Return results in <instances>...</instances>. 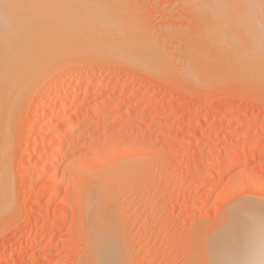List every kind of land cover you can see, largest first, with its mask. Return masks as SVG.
<instances>
[{"label": "rangeland", "instance_id": "1", "mask_svg": "<svg viewBox=\"0 0 264 264\" xmlns=\"http://www.w3.org/2000/svg\"><path fill=\"white\" fill-rule=\"evenodd\" d=\"M20 1L18 2L22 3V0ZM38 1L40 3L42 0ZM198 1L200 0H102V3H105L104 9L111 8L114 13L123 8L122 13L118 10V14H115L118 18H115H121L122 21L125 20V24L128 23H123L124 27L126 26L124 28L121 21L116 20L121 23L118 24L121 26H118V31L113 18L115 15L111 16L112 11H109L108 15V11L105 12V17L104 13H100L103 23L98 26L103 24L107 32L111 25L114 31L112 29L109 35L115 32V36L110 35L113 41H110V37L108 41L109 45L115 46L109 47L104 41H107L109 35L106 34V38L104 34L103 41L96 35V38H93L98 39L100 42L96 41L97 45L103 44L102 47L96 46L92 38L95 44L93 48L96 46L95 51L90 47L93 43L87 45L92 49L89 53L88 50L85 51L86 47L83 50L81 45L86 42H75L77 48L82 47L76 53L78 49H75V43V48L71 49L73 45L69 47L68 42L62 40L63 45L66 44L63 48H67L62 49V45L58 47L56 44L62 37L59 39L61 35L56 37L55 34L57 39L52 40L57 41L55 46L56 51L61 53L59 58V53L56 54L53 49L55 47L52 46L54 42H51L50 38L51 43L48 44L49 36L43 34L47 24H50V31L54 27L56 31L59 30L60 25V33L69 32L71 28L76 29L79 25L76 30L80 29L81 32H78L85 34L86 31L82 29H89L92 25L94 28L97 23L92 24L94 21L91 20V26L89 23L83 25L82 18L81 22L75 19L78 11H81L77 8L75 13L68 7L72 13L64 10L67 13L65 15L62 12L63 7L60 10L56 6L53 7L56 13H53L54 9L50 8L52 6L49 2L46 6L45 2H41L43 7L33 1L29 5L27 1L23 2L20 6L17 2H9L5 6L9 9L7 17L11 15L10 17L16 20L18 14L20 17L22 15V20L16 21L19 24L21 22V25L25 23V28L20 26L19 32L22 29V32H25L27 25L33 28L32 30L38 29L43 23L44 29L39 28L37 32L31 33L29 39L27 38L28 43L21 39L20 44L23 41L27 44L32 41L37 43H33L35 48L38 43L43 42L32 36L37 35L42 40L45 38L46 42L43 41L47 49L43 46L38 50L42 44L36 50L38 52L42 49H52V53H34L35 56L45 55L47 58V54L55 53L56 59L51 54V57L48 56L46 60H50L46 62L51 65V73L49 72V75L46 71L49 76L45 75L44 79V74L40 73L43 77L39 76L35 81L38 86H32L33 80L27 81L28 84H24L25 89L22 87L20 91H15L16 93L10 92L11 98L10 94L7 95L8 99H2L0 96V129L5 123V126L9 127L4 137L8 142V148L5 149L8 150L7 154L3 150L0 152L3 153V158L8 155L7 160L2 159L0 155V185L5 184L7 187V195L0 200V264H83L85 260L90 259L88 249H91L94 231L86 218L83 196L84 190L92 186L98 188L100 185L97 191L105 194L103 208L108 210L102 208V216L111 228L108 240L116 243L118 249H123V252L117 255L122 261L121 264H201L199 252L203 229L227 223L235 207L242 208L244 204L246 206L252 202H256L257 207H264V129L260 127L264 122V84L261 81H258V84L253 78L254 82H250L252 80L249 77L244 79L233 75L231 78L228 68L216 64L217 60L227 56V51L216 54L214 42L210 45L209 41L212 42L214 38L210 37V33L214 35L216 28L210 29L211 31L208 29L210 33L202 29L217 24L218 19H207L210 25L204 20L209 13V6H212L210 11L216 7L212 1L215 4L218 2L210 0L211 5L207 4L208 10L206 8L202 11L200 2L204 3L205 0ZM90 3L94 4V0L87 4L91 5ZM202 4L203 8L206 7V4ZM12 5L20 9L19 11L22 7L24 9L20 13ZM88 5H85L86 8ZM107 5H113L115 9L111 6L106 8ZM229 6L233 8L232 5ZM231 8L229 9L234 12ZM13 11L14 14L18 12L17 17H13ZM231 11H228L227 15ZM194 13H198L199 18H196ZM80 17L82 16H78ZM11 20L8 25H14L16 22ZM105 20L110 22L106 24L108 27ZM113 21L115 26H112ZM228 21L230 23L231 20ZM16 23L15 25L19 26ZM55 30L53 32H56ZM122 31L127 34L129 31L128 39ZM197 31L206 32L207 35L199 33L198 36L204 37L198 38L194 35ZM53 32L46 34L54 37ZM89 32L91 35V29ZM65 34L63 37L68 35ZM228 35L231 36L230 33ZM14 37L17 39L16 35ZM18 37L25 38L21 35ZM234 39L240 40L236 37ZM189 40L195 49L193 46L189 47ZM20 41L15 40L13 45L9 41L8 45L15 48V43L18 45ZM47 44L53 48H48ZM2 45L0 42V52ZM30 47L33 48L29 46L30 50ZM97 48L100 53H97ZM110 48L116 49L111 51ZM65 50V53L69 52L68 55L62 54L61 51L64 53ZM201 50L204 57L200 55ZM70 51L75 54L71 56ZM116 52L123 58L116 56ZM125 52V57L128 56L126 60ZM1 53L3 55V50ZM216 55L221 58L213 59ZM52 57L55 60L51 59ZM68 57L71 59V67L60 78L61 81L56 78L55 68H59L62 59ZM146 59L148 60L145 61ZM57 61L60 64L55 65ZM52 62L55 63L52 65ZM54 65L56 67H53ZM46 69L44 64L43 68L40 67V70ZM68 76L71 77L70 80L67 79ZM0 77L5 81V75ZM52 82V91L48 93L47 85ZM21 93L24 94L20 96ZM63 99L70 102L63 111L56 108L53 113L36 112L40 105L47 107L53 102H57L56 105L61 107ZM5 100H8V103H4L6 106H11L14 101L15 107L12 104L11 112L3 105ZM242 110H245L243 115L236 116ZM7 115L9 118H6ZM235 124L238 128L236 132L231 131ZM45 139L52 143L45 145ZM219 157L225 158V161L214 163ZM212 162L214 164H211ZM87 261L86 264L89 262Z\"/></svg>", "mask_w": 264, "mask_h": 264}, {"label": "bare ground", "instance_id": "2", "mask_svg": "<svg viewBox=\"0 0 264 264\" xmlns=\"http://www.w3.org/2000/svg\"><path fill=\"white\" fill-rule=\"evenodd\" d=\"M16 0H0V42H1V44H3L2 45V47H1V49L3 50V55H2V50H1V54H0V57H1V55L2 56H4L5 57V59L3 58V57H1L0 59L2 60V61H0L1 63H0V65H2L1 67H0V75H5V81H3V79H0L1 81L0 82H2V83H0V96H1V98L2 99H8V96H9V94H10V92L11 91H17V90H21L22 89V87L24 88L25 87V83H27V81L28 82H30V81H32V82H34V83H32V86H33V84H35V81H37L40 77H43V76H41V74H44V77H43V79L45 78V75H46V77H47V72L49 73L50 71H49V67L51 66L48 62H49V60H50V58H49V60H46V59H48V56H50V54L52 53L51 51H52V49H51V51H38L37 52V50H36V48H38L39 46H41L42 44V46L41 47H39L38 48V50H40V48H42L43 46V48H46L45 47V42H46V39L45 38H43V40H45V42L42 40V38H39V37H37V35L35 36H32V37H36V39H40L39 41L40 42H43L42 44H40V43H38V45L37 46H35V48H34V45L35 44H37V43H34V42H32V45H30V43L29 44H27L28 42V39H29V37L31 36V33L33 34V33H35V32H37L38 30H40L39 28H43V26H42V24L43 23H41V26L39 27V26H37V27H39L38 29H35L34 28V30H32L31 28H29V26L27 25V28L25 29V32H22V31H24L23 29L21 30V32L22 33H25L24 35H22V33L21 32H19L18 30L20 29V26H23L24 24H23V22H22V24L23 25H21V22H20V24L18 23L19 22V20H22L21 19V17H22V15H21V17L19 16V14H18V12H20L21 13V11L24 9L23 7L21 8V11H19L18 10V8L16 7H14V5H12L15 9H17L18 10V12H16V14H18V17H17V15L16 14H14V12L15 11H13V13H11V14H13V17H14V15H16V20L18 21H16V20H14V18H11L10 16L9 17H7L6 15H8V11L7 10H9L7 7L5 8V6H7L8 5V3L9 2H14V3H16V4H19V6H20V4H22L23 2H26V3H28V5L30 4V3H32L31 1H33L35 4L37 3L36 1H38V0H26V1H24V0H22V3H19V2H21L20 0H17L16 2H15ZM19 1V2H18ZM46 1H47V3H46ZM91 2H92V0H90ZM90 1H87V0H42L41 2H45V6L48 4V2L50 3V6H52V7H50V8H53V7H59V9L61 10V7H63L62 9H63V13H65L64 12V10L65 11H67V13L68 12H70L69 10H70V8L71 9H73V10H71V11H78L79 9L81 10L80 11V13H82L81 15H79L80 13H79V11H78V16H82V17H80V18H78V16L76 15V17H75V19H81L82 18V20H80V22L82 21L83 23V25H85L86 26V24L85 23H89V25H90V23L92 22V21H94V22H92V24H96L97 23V25L95 26L94 25V28H93V25L91 26V28H89V29H91V32H92V34L90 35V32H89V29L86 27L85 28V26H83L84 28H85V30L84 29H82L84 32H85V34L84 33H82V34H80L78 31H80L81 32V30L79 29V30H76L77 29V27L79 26H76V24L79 22V20H78V22L76 23V24H74V26H76V29H75V27H74V29L73 28H71L70 30H69V32H62V33H60L59 32V30L62 28L60 25H59V27L60 28H58L59 30H55L56 28L54 27V29L53 30H51L52 32L55 30L56 32H58V33H56V32H53V35H54V37H51V35H48V34H46V32H50V34L52 33L49 29H51V27H49L50 26V24H47V22L44 24L45 26H46V24L48 25V29L45 27V33H43L46 37H48L49 36V40L47 39V42H48V44L49 43H51V42H54V43H52V46L53 47H55V48H53L52 46H50V45H48L47 47L49 48V47H51V48H53L54 50H55V53L57 52L56 51V46H55V43L57 42V41H53L52 40V38H54V40H56L57 38V36H58V34L59 35H61L60 37H59V39L61 38V41L63 40L64 42H68V46L70 47L71 45H73V46H71V49H74L75 47V45H76V43L78 42V43H84V42H86L85 44H81L82 45V47H83V50L85 49V47H86V49H85V51H87L88 50V52L90 53L91 51H92V49L91 48H93V45H95L96 44V46H100V47H102L103 46V44H101V45H97L98 43V39H100L101 41H103V36H104V34H105V37H106V34L107 35H109V33L110 32H112V29H111V25H109V27H110V30L111 31H109V27L107 26L109 23L108 22H106V20H105V25L108 27L107 28V30L109 31H107L106 32V30H105V28L103 27V24H101L102 25V27L104 28H102L101 27V25H99L98 26V24L99 23H103V22H101V21H103V19H101V14H105L104 15V17L105 16H107L108 14H109V11H112L111 12V16L114 14H118V10L121 12L122 10H123V8H122V10H120V9H118V10H116V12L117 13H114V11H113V9H111V8H109L110 6L109 5H107L106 6V8L108 7L109 8V10H107V9H104L105 8V3H102V0L98 3L96 0H94V4L93 3H90L91 5H88L87 3L88 2H90ZM95 1H96V3H95ZM114 1V0H113ZM200 1H202V0H200ZM200 1H198V2H200ZM208 1V2H207ZM205 0V2H207V3H203V1H202V3L200 2V9L202 10V9H204V10H206V8H207V4H210L211 5V1L210 0ZM216 2H218V3H216V4H218V5H216L215 3H214V1H212L213 3L212 4H214V6H216L215 7V9L213 10H211L210 11V9L212 8V6L210 7L209 6V10H208V8H207V12H209L208 13V15H207V17H206V19L204 20V22L207 20V19H211V21H216V19H218L217 21V24H213L212 22V27H210L209 25H210V21L209 20H207L208 21V23H206V24H209V25H206L205 24V26L207 27V26H209L210 28H206V29H202L203 31H208V29H209V31H211L212 29L214 30V28H216L215 29V34L214 35H211V33H210V37L211 36H214V38H212L213 40H215V41H213L212 40V42L211 41H209L210 42V45H212L211 43H213L214 42V46L213 47H215L214 49L217 51L216 52V54H218V53H221V52H225V51H227V56H225V57H218L217 55L215 56V58H213V59H219V58H221V59H219V60H217L216 61V64L217 65H220V67H226V69L228 68V70H229V72L231 73H229L231 76V78H233V75L234 76H239L240 78L241 77H244V79L247 77H249L251 80H252V78L254 79V81L255 80H257V82L258 81H261V83L262 84H264V0H215ZM39 3V1H38V3H39V5H38V3L36 4V5H38V6H40V7H43L44 5L42 4V3ZM103 2H105V1H103ZM122 2H124V1H122ZM191 2H192V0H191ZM195 2V1H194ZM210 2V3H209ZM14 3H12V4H14ZM33 3V4H34ZM86 3V4H85ZM190 3V2H189ZM34 4V7L36 6ZM55 4V5H54ZM93 4V5H92ZM102 4H104V6L102 5ZM108 4V3H107ZM112 4H113V2H112ZM201 4L202 5H205L206 4V7H202L201 6ZM226 4V5H225ZM232 5V7L233 8H231L229 5ZM11 4H9V6H10ZM32 5V4H31ZM42 5V6H41ZM54 5V6H53ZM79 5V6H78ZM88 5V8H86V6ZM95 5L97 6V7H95ZM113 5H115V6H117L116 4H113ZM113 5L111 6L112 8H114L113 7ZM119 5V4H118ZM125 5V4H124ZM192 5V4H191ZM190 5V6H191ZM229 6V8H231L234 12H232L229 8H227L228 6ZM8 6V7H9ZM16 6V5H15ZM22 6H24V5H22ZM26 7H27V4L25 5ZM67 6V7H66ZM78 6V7H77ZM84 6H85V8H84ZM218 6V7H217ZM32 7V6H31ZM48 7V6H47ZM66 7V8H65ZM68 7H69V10H68ZM101 7H103L102 8V10H103V12H102V10H100V8ZM193 7H194V5H193ZM12 8V7H11ZM14 8H12V9H14ZM78 10H77V9ZM116 8H118V7H116ZM214 8V7H213ZM6 9V11H4ZM14 9V10H15ZM27 9H28V7H27ZM34 9V8H33ZM54 9V12L53 13H56V11H55V8H53ZM58 9V8H57ZM56 9V10H57ZM76 9V10H75ZM84 9V10H83ZM115 9V8H114ZM191 9H192V7H191ZM194 9V8H193ZM11 10V9H10ZM16 10V11H17ZM60 10H58V11H60ZM37 11V10H36ZM108 11V12H107ZM193 11V10H192ZM199 11V10H198ZM203 11V10H202ZM228 11H231L228 15H227V13H228ZM8 12V13H7ZM51 12H52V10H51ZM61 12V13H62ZM75 12V13H76ZM105 12H107V15H106V13ZM194 12V11H193ZM67 13H65V15H67ZM72 12H70V14H71ZM101 13V14H100ZM122 13V12H121ZM203 13V12H202ZM70 14H68V15H70ZM74 14V13H73ZM193 14V13H192ZM198 14V13H197ZM196 14V15H197ZM29 15V14H28ZM125 15H127V14H125ZM195 15V13H194V16H196ZM200 15H201V13H200ZM205 15V14H204ZM74 16V15H73ZM84 16H87V18H85ZM110 16V17H111ZM118 16H120V15H118ZM130 16V15H129ZM128 16V17H129ZM29 17V16H28ZM116 15L115 16H113V18H114V21H116V20H118V21H121V23H117V21H116V24H115V22L113 21L112 23L114 24V25H112V26H117V29L119 28V27H121V26H123L124 27V25H128V23H124L125 22V20L124 21H122L121 20V18H120V20L119 19H116V18H118V17H116ZM122 17V16H121ZM127 17V19H129ZM131 17V16H130ZM201 17V16H200ZM23 18V17H22ZM83 18H85V20L87 21H85ZM112 18V17H111ZM112 18V19H113ZM196 18H199L198 17V15H197V17ZM204 18H205V16H204ZM221 20H220V19ZM229 18V19H228ZM13 20L16 24H19V26L18 25H15V23H14V25H12V23H11V25H8V24H10V20ZM27 19H29V18H27ZM26 19V20H27ZM89 21H88V20ZM123 19V18H122ZM126 19V18H125ZM126 19V20H127ZM193 19H194V17H193ZM214 19V20H213ZM231 20L230 21V23H228L229 21L228 20ZM12 20H11V22H12ZM26 20H25V22H26ZM92 20V21H91ZM107 20H109V21H112V20H110V19H107ZM129 20H132L131 18L129 19ZM128 20V21H129ZM197 20V21H196ZM195 21L197 22V23H199L198 22V19H196ZM202 21H203V18L201 19ZM200 20V21H201ZM220 20V21H219ZM225 20H227V21H225ZM31 19H30V24H31ZM85 21V22H84ZM96 21V22H95ZM98 21H100V22H98ZM33 22H34V20H33ZM32 22V23H33ZM79 22V24H81ZM127 22V21H126ZM203 22V23H204ZM123 23H124V25H123ZM202 23V22H201ZM216 23V22H215ZM232 23V24H231ZM29 24V25H30ZM36 24V23H35ZM40 24V23H39ZM121 24V26H119V25ZM130 24V23H129ZM104 25V26H105ZM202 25V24H201ZM36 26V25H35ZM54 26V25H53ZM87 26H88V24H87ZM119 26V27H118ZM204 26V25H203ZM216 26V27H215ZM231 26V27H230ZM24 28H25V26H23ZM101 27V28H100ZM122 27V28H123ZM130 27V26H129ZM129 27H127V30H128V28ZM132 27H134V26H132L131 25V28ZM92 28H93V30H92ZM124 28H126V26L124 27ZM130 28V29H131ZM196 28V27H195ZM43 29H41V31H43ZM87 29H88V31H87ZM211 29V30H210ZM49 30V31H48ZM62 30V29H61ZM63 30H65V29H63ZM68 30V29H67ZM105 32H104V31ZM132 30H134L133 28H132ZM136 30V29H135ZM134 30V31H135ZM34 31V32H33ZM41 31H39V32H41ZM66 31V30H65ZM82 31V32H83ZM102 31H103V33H102ZM113 31H114V29H113ZM117 31V30H116ZM118 31H119V29H118ZM117 31V32H118ZM201 31V30H200ZM16 32L18 33V34H16ZM89 33V35H88V33ZM123 33H125V35H126V39H128L127 37V35L129 34V31H127L128 32V34L126 33V32H124V31H122ZM207 32V33H208ZM230 33L231 34V36H233V38H231V36L230 35H228V33ZM11 34V33H13V35H8V34ZM41 33V34H42ZM65 33H67L68 35L67 36H65L66 34ZM103 35H102V34ZM198 33V34H197ZM199 33L200 32H195V36H198L199 35ZM209 33H208V35H209ZM55 34H56V37H55ZM63 34H65L64 35V37H63ZM200 34H206V32H202V33H200ZM212 34H213V32H212ZM233 34V35H232ZM237 34V35H236ZM14 35H16V38L17 39H15V37H14ZM19 35H21V36H25V38H23V37H18ZM39 35V34H38ZM43 35V36H44ZM96 35H98V36H96ZM100 35V36H99ZM102 35V36H101ZM110 35H112V36H115V32H114V34H110ZM110 35L108 36V39H107V41H106V39L104 40L105 42H107V45H109V37H110ZM119 35V34H118ZM207 35V34H206ZM206 35H205V37H206ZM235 35V36H234ZM42 35H40V37H43ZM44 36V37H45ZM98 38L97 40L95 39L96 37ZM116 36H117V34H116ZM119 36H121V34L119 35ZM133 36V35H132ZM202 36V35H201ZM201 36H198V38H200ZM239 36V37H238ZM93 37H95V38H93ZM104 37V38H105ZM130 37V36H129ZM194 37V36H193ZM202 37H204V36H202ZM227 37V38H226ZM240 38V40H237V39H234V38ZM14 38V39H13ZM28 38V39H27ZM50 38H51V40H50ZM56 38V39H55ZM93 38V40H95V44H94V41L93 40H91ZM107 38V37H106ZM111 38V37H110ZM124 37H123V39H125ZM133 38V37H132ZM190 38V37H189ZM197 38V37H196ZM197 38V39H198ZM9 39H11V40H9ZM19 39V41L21 40V39H25V42H27V43H25L23 40V43L22 44H20L21 43V41L19 42V44L18 45H20V46H18L17 45V42L15 43V48H13L12 46L11 47H9L10 45H8L9 44V41L11 42V44L13 45V43H14V41L15 40H18ZM34 39V38H33ZM58 39V40H59ZM122 39V40H123ZM9 40V41H8ZM129 40H131V39H129ZM193 40L195 41L196 39L195 38H193ZM49 41H51V42H49ZM61 41H59V42H57L58 44H56L58 47H60L61 45V48L62 49H65V48H67L66 46H65V48H63V46L64 45H66V44H64L63 45V41H62V44L60 43ZM69 41H70V43L72 42V44H70L69 43ZM91 41H93V42H91ZM110 41H113V39L111 38V40ZM117 41V40H116ZM115 41V42H116ZM193 41V43L195 44V42ZM199 41V39L197 40V42ZM76 42V43H75ZM89 42V44H87ZM100 42V41H99ZM33 43H34V45H33ZM59 43H60V45H59ZM74 43H75V45H74ZM91 43H93V44H91ZM118 43V42H117ZM192 42H190V40H189V44H190V48L193 46L192 44H191ZM28 46H27V45ZM70 44V45H69ZM90 44L92 45V46H90ZM119 44V43H118ZM143 44V43H142ZM208 44V43H207ZM26 45V46H25ZM83 45H85V46H83ZM90 46V47H88V46ZM106 45V44H105ZM104 45V50L106 51V46ZM123 45H126V44H123ZM198 45V44H197ZM29 46H33V48L32 47H30V48H32L33 50H34V52H33V50L31 49H29ZM96 46H94L95 47V49H94V51L96 50ZM115 46V45H114ZM114 46H112V45H109V47H114ZM119 46V45H118ZM127 46V45H126ZM188 46V45H187ZM24 47V48H23ZM69 47H68V49H69ZM74 47V48H73ZM82 47H79V48H77V45H76V48L75 49H78L77 51H76V53L80 50V49H82ZM108 47V46H107ZM205 47H207V45L205 46ZM13 48V49H12ZM61 48L59 49V50H61ZM88 48V49H87ZM118 48V47H117ZM192 48H194V46L192 47ZM47 49V48H46ZM71 49H69V50H71ZM103 49V48H102ZM108 49V48H107ZM111 49V48H110ZM113 49V48H112ZM111 49V51H114V49H116V48H114L113 50ZM187 49H189V48H187ZM195 49V48H194ZM193 49V50H194ZM45 50V49H44ZM49 50V49H48ZM58 50V51H59ZM90 50V51H89ZM97 50H98V52L97 53H100L99 52V48H97ZM100 50H101V48H100ZM103 50V51H104ZM118 50V49H117ZM121 50V49H120ZM190 50V49H189ZM36 51V52H35ZM75 51V50H74ZM73 51V52H74ZM102 51V52H103ZM126 51H127V48H126ZM140 51L142 52V50L140 49ZM139 51V52H140ZM191 51V50H190ZM214 51V50H213ZM229 51V52H228ZM43 52L45 53V52H47V53H49V52H51L49 55L47 54V58H46V56L45 55H43L44 57H42V56H40V55H38V56H35V54L34 53H40L41 55L43 54ZM54 52V51H53ZM62 52V54L64 55V54H69V52L68 53H65V52H67L66 50L64 51V53H63V51H61ZM71 52V51H70ZM73 52H71V56H72V54H75V53H73ZM133 52V51H132ZM138 52V53H139ZM141 52H140V54H141ZM32 53L34 54V55H32ZM55 53H53V54H51V56L53 55L54 56V54ZM57 53H59V55H58V58L59 57H61L60 56V52H57ZM56 53V54H57ZM122 53V52H121ZM127 52H125L124 53V57H125V55H127L126 54ZM137 53V54H138ZM192 53V52H191ZM193 53H195V52H193ZM196 53H197V51H196ZM201 54V56H203L202 54H203V52H202V50H201V52H200ZM112 56L114 55V54H116V56L118 55V56H121V55H119V52H116V53H114V54H112V53H110ZM123 54V53H122ZM190 54V53H189ZM66 55V56H67ZM69 55V56H70ZM128 55H130V53H128ZM195 55V54H194ZM50 56V57H51ZM56 56V55H55ZM55 56H54V58H55ZM115 57V56H114ZM128 57V56H127ZM127 57H125V60H126V58ZM204 57V56H203ZM53 57L51 58V59H53V60H55ZM121 58H123L122 56H121ZM133 58V57H132ZM144 58V57H143ZM135 59H137V58H135ZM224 59V60H223ZM63 60V62L61 63V65H59V68H55L56 69V78L57 79H60V78H62L63 77V75H64V73H66L67 72V69H69V67H71L70 65H71V59L68 57V59H66V58H63L62 59ZM148 59H146L145 61H147ZM46 61H48V62H46ZM52 61V60H51ZM144 61V62H145ZM151 61V60H150ZM149 61V62H150ZM46 62V63H45ZM48 63V64H47ZM55 63V62H54ZM53 62H52V65L54 64ZM4 64V65H3ZM43 64H44V66H45V69H46V67H48L45 71H43V70H40V67L42 66V68H43ZM47 64V65H46ZM57 64H60V62L58 63V61H57V63L55 64V65H57ZM145 64H146V62H145ZM149 64H151V63H149ZM53 66V67H56V66ZM147 65H148V63H147ZM213 66H215V65H213ZM54 69V68H53ZM55 69H54V71H55ZM196 70H197V67L195 68ZM222 69V68H221ZM224 69V68H223ZM225 69V70H226ZM47 71V72H46ZM227 71V70H226ZM42 72H46V74L45 73H42ZM53 72V71H52ZM71 72V71H70ZM70 72H69V75H71L70 74ZM41 73V74H40ZM51 73V72H50ZM50 73H49V75H50ZM229 74H227V75H229ZM48 75V76H49ZM40 76V77H39ZM188 76V71H187V73H186V77ZM2 77V76H1ZM0 77V78H1ZM54 77V76H53ZM66 77V76H65ZM239 77H237V78H239ZM3 78V77H2ZM70 76H68V78L67 79H69L70 80ZM236 78V77H235ZM94 79V78H93ZM61 80V79H60ZM72 80V79H71ZM92 80V79H91ZM43 81V80H42ZM49 81V80H48ZM62 81V80H61ZM64 81H66V79L64 80ZM73 81V80H72ZM93 81V80H92ZM253 80L252 81H250V82H254ZM4 82V83H3ZM60 82V81H59ZM100 82V81H99ZM256 82V81H255ZM37 83V82H36ZM63 83V82H62ZM68 83H70V82H68ZM25 84V85H24ZM28 84V83H27ZM38 84V83H37ZM37 84H35V85H37ZM71 84V83H70ZM76 84V83H75ZM94 84V83H93ZM258 84H259V82H258ZM24 85V86H23ZM34 85V86H35ZM59 85V84H58ZM62 85V84H61ZM73 85V84H72ZM90 85V84H89ZM38 86V85H37ZM55 86V85H54ZM63 86V85H62ZM62 86H61V88H62ZM86 86V85H85ZM26 87H28V86H26ZM52 87H53V82L52 83H49L48 85H47V88H46V91L49 93L50 91H52ZM79 87V86H78ZM103 87V86H102ZM93 88V87H92ZM95 88V87H94ZM101 88V87H100ZM25 89V88H24ZM31 89V88H30ZM63 89V88H62ZM71 89V88H70ZM78 89V88H77ZM65 90H67V89H65ZM73 90V89H72ZM88 90H89V88H88ZM102 90V89H101ZM131 90V89H130ZM84 91V90H83ZM87 91V90H86ZM91 91V90H90ZM95 92L97 91V89L96 90H94ZM13 92V93H14ZM27 92V91H26ZM73 92H74V90H73ZM81 92V91H80ZM12 93V92H11ZM12 93V94H13ZM16 93V92H15ZM33 93H35V92H33ZM81 93H83V92H81ZM97 93H99V92H97ZM12 94H10V98H11V96H12ZM24 93H21V95L20 96H22ZM27 94V93H26ZM8 95V96H7ZM15 95V94H14ZM19 95V94H18ZM34 95V94H33ZM83 95V94H82ZM96 95V94H95ZM98 95V94H97ZM129 95H130V93H129ZM5 96H7V98L5 97ZM20 96H18V97H20ZM84 96H85V92H84ZM134 96H135V94H134ZM5 97V98H4ZM13 97H15V96H13ZM61 97V96H60ZM75 97V96H74ZM21 98V97H20ZM26 98V97H25ZM77 98V97H76ZM84 98V97H83ZM2 99H0V100H2ZM16 99V98H15ZM18 99V98H17ZM62 99V98H61ZM108 99V98H107ZM111 99H113V98H111ZM142 99H143V97H142ZM60 100V99H59ZM58 100V101H59ZM89 100V99H88ZM6 102H3V105H4V107L6 106L4 103H8V100H5ZM9 101H12L11 99H9ZM19 101H20V99H19ZM23 101V100H22ZM25 101V100H24ZM61 101V100H60ZM53 102V101H52ZM51 102V103H52ZM62 102H63V105H61V107H58L57 105H56V103L57 102H53L52 104H50L49 106H47V107H43L44 105H40L39 107H38V111H36V112H38L39 114H45V113H53L55 110H56V108L57 109H59V110H64L65 108H66V106H67V104L68 103H70L69 102V100L68 99H63L62 100ZM85 102V101H84ZM1 103V102H0ZM13 103H14V101H13ZM12 103V104H13ZM17 102L15 101V104H16ZM40 103V102H39ZM126 103V102H125ZM136 103V102H135ZM10 104V103H9ZM9 104H7V105H9ZM12 104H11V106L9 105V106H6V109L8 108V112H11V110H13V106H14V104H13V106H12ZM18 104V103H17ZM16 104V105H17ZM20 105V104H19ZM96 105V104H95ZM0 106H2V103L0 104ZM46 106V105H45ZM99 106V105H98ZM15 107V106H14ZM17 107H19L18 105H17ZM101 107H103V106H101ZM1 108V107H0ZM82 108V107H81ZM94 108V107H93ZM98 108V107H97ZM3 109V108H2ZM1 109V110H2ZM19 109V108H18ZM18 109H17V111H18ZM89 109V108H88ZM104 109V108H103ZM106 110V109H105ZM97 111V110H96ZM14 112V111H13ZM12 112V113H13ZM245 112V110H242V111H240L239 113H237V115L236 116H241V115H243V113ZM1 113V112H0ZM2 113H3V111H2ZM86 113V112H85ZM84 114V113H83ZM1 115V114H0ZM9 115V114H8ZM8 115H7V117L6 118H9L8 117ZM50 115V114H49ZM4 117H5V115H3ZM44 116V115H43ZM40 117H41V115H40ZM95 117V116H94ZM114 117V116H113ZM116 117V116H115ZM49 118V117H48ZM3 119V118H2ZM39 119V118H38ZM234 119V118H233ZM9 120V119H8ZM40 120H41V118H40ZM62 120V119H61ZM95 120H96V118H95ZM3 121H4V123H5V120L3 119ZM7 121V120H6ZM100 121V120H99ZM264 121V120H263ZM2 122V121H1ZM58 122V121H57ZM61 122V121H60ZM144 122V121H143ZM41 123V122H40ZM43 123V122H42ZM51 123V122H50ZM53 123V122H52ZM45 124V123H44ZM63 124V123H62ZM5 125H6V123H5ZM4 124H3V129H4V132H3V129H2V127H1V129H0V152L3 150V151H5V153L8 151H6L5 149H7L8 147H6V146H8L6 143H8V142H6L7 140V138L6 139H4V137H6L5 136V131L6 132H8L7 130V128H9V127H6ZM1 126V125H0ZM53 126V125H52ZM230 127V126H229ZM261 129H264V122L261 124ZM74 128V127H73ZM236 129H238L237 128V125L235 124V125H233L232 127H231V131H235ZM48 131V130H47ZM50 131H51V129H50ZM72 132V131H71ZM236 132V131H235ZM69 134V133H68ZM232 134H233V132H232ZM45 135V134H44ZM59 136V135H58ZM57 136V137H58ZM56 138V137H55ZM40 139V138H39ZM43 139V138H42ZM50 140H51V138H49ZM258 139V138H257ZM6 140V141H5ZM46 140V139H45ZM62 141V140H61ZM46 142H47V140H46ZM51 142V141H50ZM50 142H47V144H45V145H48V144H50ZM52 143V142H51ZM134 143V142H133ZM43 144V145H44ZM245 144V146H246V143H244ZM128 145V144H127ZM130 146V145H129ZM42 147V146H41ZM50 147V146H49ZM250 147H252L251 146V144H250ZM121 148V147H120ZM124 148V147H123ZM145 148V147H144ZM136 149V148H135ZM128 150V149H127ZM140 150V149H139ZM43 151V150H42ZM47 152V151H46ZM50 152V151H49ZM120 152V151H119ZM118 152V153H119ZM132 152V151H131ZM131 152H130V154H131ZM142 152V151H141ZM4 153V155H6ZM1 154H3V153H1ZM0 154V155H1ZM134 154V153H133ZM138 154V153H137ZM140 155H141V153H139ZM145 154V153H144ZM123 155V154H122ZM132 155V154H131ZM130 155V156H131ZM143 155V154H142ZM118 156V155H117ZM116 156V157H117ZM1 157H2V155H1ZM7 157H8V155H6V157L4 156V158L2 157V159H6L7 160ZM77 157V156H76ZM115 157V158H116ZM119 157V156H118ZM39 158H40V156H39ZM75 158V157H74ZM233 158H234V156H233ZM53 159V158H52ZM83 159V158H82ZM225 158H222V157H219V158H216L215 160H214V163H218V162H224L225 160H224ZM54 160V159H53ZM124 160V159H123ZM234 160V159H233ZM81 161V160H80ZM134 160H132V162H133ZM3 162L5 163V160H3ZM1 163V166H2V164H4V163ZM88 162V161H87ZM46 163V162H45ZM51 163V162H50ZM213 162L211 163V164H214ZM36 164V163H35ZM72 164V163H71ZM79 164V163H78ZM86 164H88V163H86ZM123 165V164H122ZM115 166V165H114ZM119 166V165H118ZM124 166V165H123ZM3 167V166H2ZM37 167V166H36ZM46 167V166H45ZM4 169H5V167H4ZM82 169H84V168H82ZM122 169V168H121ZM1 170H2V168L0 169V172H1ZM88 170V169H87ZM113 170V169H112ZM37 171V170H36ZM89 171V170H88ZM114 171H116V169L114 170ZM124 171V170H123ZM40 172H41V170H40ZM87 172V171H86ZM117 172V171H116ZM119 172V171H118ZM39 173V172H38ZM40 174V173H39ZM123 175V174H122ZM44 177V176H43ZM84 178V177H83ZM4 181V180H3ZM95 181V180H94ZM98 181V180H97ZM0 182H1V178H0ZM102 183V182H101ZM96 184V183H95ZM5 185V184H4ZM1 186L0 185V200L1 199H3V198H5V196L7 195V187H6V185L5 186ZM92 185V184H91ZM97 185V184H96ZM45 186V185H44ZM90 186V185H89ZM96 186H92L91 188H86L85 190H84V196H83V205H84V210H85V213H86V218L88 219L87 221H89V223L90 224H92V226H93V231H94V236H93V239H92V242H91V249H88V251H89V253H90V257L89 256H87V257H89L90 259H87V260H85L84 261V263L83 264H86V261L88 262L87 264H121V262L122 261H120L118 258H117V255L119 254V253H121V252H123L122 250L123 249H118V245L116 244V243H114V242H112V241H110V240H108V237L111 235V228H110V226L108 225V224H106L105 223V221H104V218H103V216H102V208H103V204H104V202L106 201L105 199V194L103 195V193H101V192H98L97 190L100 188V185H99V187L97 188H95ZM102 187V186H101ZM102 189V188H101ZM97 191V192H96ZM109 196V195H108ZM107 196V198H109ZM3 197V198H2ZM252 202V201H251ZM250 205H248V203H247V205L245 206V204L243 205V207L241 208V206L240 207H235L236 209L237 208H239V210L237 209H233V212H232V217H230L229 219H228V221H227V223H221V224H219V226L217 227V226H215V227H212V228H210V229H208V228H206V229H203V233L200 235L201 236V239H200V252H199V260H202L201 261V264H202V262H203V264H264V207L262 208V207H257V206H255V204H256V202L253 204V202L252 203H249ZM253 204V205H252ZM258 205V204H257ZM239 206V205H238ZM105 211H107L108 209H106V208H103ZM235 210V211H234ZM63 220V219H62ZM61 220V221H62ZM60 221V220H59ZM36 237V236H35ZM35 241V240H34ZM53 244V243H52ZM49 247H50V245H49ZM22 248V247H21ZM124 250H126V249H124ZM125 252V251H124ZM92 257V258H91ZM201 258V259H200ZM198 260V261H199Z\"/></svg>", "mask_w": 264, "mask_h": 264}]
</instances>
